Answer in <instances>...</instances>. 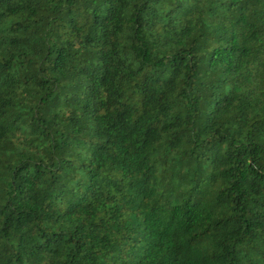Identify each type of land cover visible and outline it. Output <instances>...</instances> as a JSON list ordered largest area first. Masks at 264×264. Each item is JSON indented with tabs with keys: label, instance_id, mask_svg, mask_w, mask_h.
<instances>
[{
	"label": "trees",
	"instance_id": "16d2710c",
	"mask_svg": "<svg viewBox=\"0 0 264 264\" xmlns=\"http://www.w3.org/2000/svg\"><path fill=\"white\" fill-rule=\"evenodd\" d=\"M0 264H264V0H0Z\"/></svg>",
	"mask_w": 264,
	"mask_h": 264
}]
</instances>
